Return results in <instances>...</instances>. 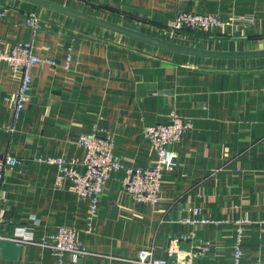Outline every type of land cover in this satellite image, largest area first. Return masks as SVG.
Segmentation results:
<instances>
[{"label": "crops", "instance_id": "0c3cea01", "mask_svg": "<svg viewBox=\"0 0 264 264\" xmlns=\"http://www.w3.org/2000/svg\"><path fill=\"white\" fill-rule=\"evenodd\" d=\"M51 1L195 47L264 49V0ZM182 11L213 14L219 24L174 31ZM0 40L4 48L29 43L42 58L28 69L32 84L18 112L20 75L0 63V153L19 160L0 179V237L20 247L16 259L0 250V264H140L144 249L191 264H264V57L173 52L23 0H0ZM140 82L155 87L137 95ZM171 112L191 127L171 145L175 169L164 173L156 202L124 189L123 168L111 171L95 208L68 180L57 182L48 159L83 171L84 134L111 136L123 166L153 165L143 131ZM19 226L31 227L32 241L17 238ZM60 226L75 231L86 253L38 243Z\"/></svg>", "mask_w": 264, "mask_h": 264}, {"label": "built area", "instance_id": "2783aa9c", "mask_svg": "<svg viewBox=\"0 0 264 264\" xmlns=\"http://www.w3.org/2000/svg\"><path fill=\"white\" fill-rule=\"evenodd\" d=\"M35 21L36 17L27 19L30 26H35ZM218 24L219 20L213 14L182 11L175 15L172 27L174 31L183 28L209 31ZM40 61L42 58L34 54L29 43H17L10 48H4L0 40V63H6L12 71L18 72L20 75L19 86L13 102L17 112L24 105L31 88L32 78L28 69L33 63ZM190 127V121L174 112H171L166 122L147 125L143 131L144 136L157 155L155 163L150 166H123L115 151V140L109 135L97 133L84 134L78 138V142L85 151L82 160L83 171L76 170L74 163L62 157L49 158L48 162L57 168V182L68 180L69 190L81 198H91L93 208H95L97 196L110 177L111 171L122 168L125 171L122 181L124 189L137 200L154 203L159 198L164 173L175 169L176 153L171 145L180 141L183 133ZM18 163L17 158L0 153V179L8 167ZM193 213H197V210L194 209ZM187 221L194 222L197 220L187 218ZM16 233L20 241H32L30 226H19ZM2 238L0 237V239ZM38 243L56 252H70L74 257L86 253L80 246L75 231L66 226H60L48 240ZM239 256L240 250L238 242H236L235 261H238ZM136 262L140 264H191L189 260H168L156 257L150 249L139 251Z\"/></svg>", "mask_w": 264, "mask_h": 264}, {"label": "water", "instance_id": "95a60500", "mask_svg": "<svg viewBox=\"0 0 264 264\" xmlns=\"http://www.w3.org/2000/svg\"><path fill=\"white\" fill-rule=\"evenodd\" d=\"M34 4L38 10L41 8L49 9L54 12L75 18L77 20L93 24L107 30L126 35L142 42L163 48L165 50L178 52L182 54L218 58V59H248L264 57V49L257 50H215L201 47H195L176 42L173 38L165 39L149 33H145L119 23L106 20L85 11L65 6L51 0H23ZM154 84L140 82L137 84V95H143L147 90L154 89ZM1 256L5 259H16L19 254V244L16 241L2 238L0 239Z\"/></svg>", "mask_w": 264, "mask_h": 264}, {"label": "rangeland", "instance_id": "374dc122", "mask_svg": "<svg viewBox=\"0 0 264 264\" xmlns=\"http://www.w3.org/2000/svg\"><path fill=\"white\" fill-rule=\"evenodd\" d=\"M31 17H36V15H34V14H31V16H30L29 18H31Z\"/></svg>", "mask_w": 264, "mask_h": 264}, {"label": "trees", "instance_id": "16d2710c", "mask_svg": "<svg viewBox=\"0 0 264 264\" xmlns=\"http://www.w3.org/2000/svg\"><path fill=\"white\" fill-rule=\"evenodd\" d=\"M181 30V29H180ZM200 31V30H199Z\"/></svg>", "mask_w": 264, "mask_h": 264}]
</instances>
